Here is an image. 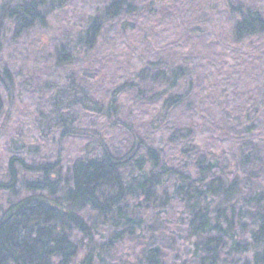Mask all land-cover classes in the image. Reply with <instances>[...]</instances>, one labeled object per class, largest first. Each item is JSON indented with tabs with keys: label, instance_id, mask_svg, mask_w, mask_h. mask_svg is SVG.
<instances>
[{
	"label": "trees",
	"instance_id": "obj_1",
	"mask_svg": "<svg viewBox=\"0 0 264 264\" xmlns=\"http://www.w3.org/2000/svg\"><path fill=\"white\" fill-rule=\"evenodd\" d=\"M0 264H264V0H0Z\"/></svg>",
	"mask_w": 264,
	"mask_h": 264
},
{
	"label": "rangeland",
	"instance_id": "obj_2",
	"mask_svg": "<svg viewBox=\"0 0 264 264\" xmlns=\"http://www.w3.org/2000/svg\"><path fill=\"white\" fill-rule=\"evenodd\" d=\"M2 154V151L0 150V155Z\"/></svg>",
	"mask_w": 264,
	"mask_h": 264
}]
</instances>
